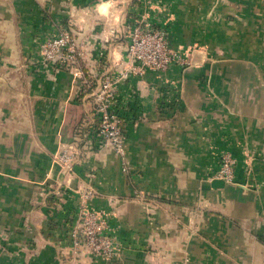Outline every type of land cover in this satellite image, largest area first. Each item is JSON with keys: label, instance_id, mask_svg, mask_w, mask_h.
I'll list each match as a JSON object with an SVG mask.
<instances>
[{"label": "crops", "instance_id": "0c3cea01", "mask_svg": "<svg viewBox=\"0 0 264 264\" xmlns=\"http://www.w3.org/2000/svg\"><path fill=\"white\" fill-rule=\"evenodd\" d=\"M109 2L0 0V264H264V0H117L102 11ZM130 7L200 55L117 85L125 173L93 132L83 78L41 63L40 49L67 32L84 77L118 76ZM221 151L236 160L234 183L216 178ZM87 189L114 260L69 237Z\"/></svg>", "mask_w": 264, "mask_h": 264}, {"label": "built area", "instance_id": "2783aa9c", "mask_svg": "<svg viewBox=\"0 0 264 264\" xmlns=\"http://www.w3.org/2000/svg\"><path fill=\"white\" fill-rule=\"evenodd\" d=\"M110 0H95V2ZM113 3L117 0H111ZM123 6L126 7V1ZM129 26L126 29L127 68L115 73H106L95 78L84 77L77 69L79 54L74 48L67 32H58L46 38L40 49V61L56 68L69 70L74 75L83 78L82 84L90 96L93 105V132L99 144L108 147L115 157L120 159L123 172L129 173L130 166L126 156V138L123 130L127 107L121 105L117 93V85L126 80L129 75L143 76L147 71L158 75L174 67L182 68L192 65L189 56L173 48L168 41L167 32L160 27L156 16H135L132 7L125 9ZM166 104L171 100V94L165 96ZM74 154L64 151L59 161L70 167ZM219 169L216 178L224 183H234L236 160L228 151L218 155ZM92 192L90 189L80 194L77 210L72 215L69 237L74 247H82L88 255L111 261L120 257L118 245L111 237L109 226L103 216L89 208Z\"/></svg>", "mask_w": 264, "mask_h": 264}, {"label": "water", "instance_id": "95a60500", "mask_svg": "<svg viewBox=\"0 0 264 264\" xmlns=\"http://www.w3.org/2000/svg\"><path fill=\"white\" fill-rule=\"evenodd\" d=\"M199 55H200V53H197V52L193 53V58H192V64L193 65L199 64V61L196 59V57Z\"/></svg>", "mask_w": 264, "mask_h": 264}, {"label": "clouds", "instance_id": "9594fccd", "mask_svg": "<svg viewBox=\"0 0 264 264\" xmlns=\"http://www.w3.org/2000/svg\"><path fill=\"white\" fill-rule=\"evenodd\" d=\"M110 6H111V0H110L109 4L102 5L101 6V10L103 11V10L107 9L108 7H110Z\"/></svg>", "mask_w": 264, "mask_h": 264}]
</instances>
